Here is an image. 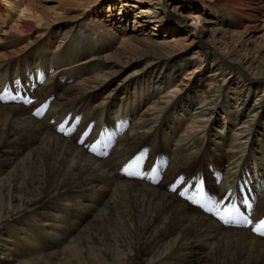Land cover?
I'll list each match as a JSON object with an SVG mask.
<instances>
[{
    "label": "bare ground",
    "instance_id": "6f19581e",
    "mask_svg": "<svg viewBox=\"0 0 264 264\" xmlns=\"http://www.w3.org/2000/svg\"><path fill=\"white\" fill-rule=\"evenodd\" d=\"M44 1L0 0V87L55 96L0 102V264H264V0ZM69 111L123 121L107 157L47 124Z\"/></svg>",
    "mask_w": 264,
    "mask_h": 264
},
{
    "label": "rangeland",
    "instance_id": "374dc122",
    "mask_svg": "<svg viewBox=\"0 0 264 264\" xmlns=\"http://www.w3.org/2000/svg\"><path fill=\"white\" fill-rule=\"evenodd\" d=\"M57 2V0H46V1H44L43 2V4H44V6H47V8L48 7H51V6H54V4ZM173 6H174V3L172 2V4L168 7V9L169 10H171L172 8H173ZM185 12H187V13H190L191 12V9H185L184 10ZM171 13V12H170ZM13 19H15V18H13ZM9 22H5V24H6V26H9L13 21L12 20H8ZM117 22V21H116ZM131 27V26H130ZM8 27H4V30H6ZM263 32V30L262 31H259L258 32V34H261ZM163 33V32H162ZM163 35L162 34H160V37H158V38H161ZM4 50H6V48L4 49ZM206 154H209V153H206ZM224 162H222L221 164H220V166H222V164H223Z\"/></svg>",
    "mask_w": 264,
    "mask_h": 264
},
{
    "label": "snow or ice",
    "instance_id": "6c2138e0",
    "mask_svg": "<svg viewBox=\"0 0 264 264\" xmlns=\"http://www.w3.org/2000/svg\"><path fill=\"white\" fill-rule=\"evenodd\" d=\"M36 114L39 115V114H40L39 111H38ZM94 150H95V149H93V151H94ZM129 174L131 175L132 173H129ZM180 195L183 196L184 193L181 192ZM209 210H210V209H209ZM220 218H221L222 220H224L225 223L228 222V220L225 219V217L221 216ZM247 222H248V223H252L251 220H248ZM252 231L257 232V233L260 234V235H264V219L259 220L258 223H257V225H256V227H254V228L252 229Z\"/></svg>",
    "mask_w": 264,
    "mask_h": 264
}]
</instances>
